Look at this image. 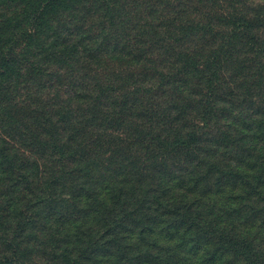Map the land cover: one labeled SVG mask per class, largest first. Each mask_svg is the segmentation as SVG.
<instances>
[{
    "label": "trees",
    "instance_id": "1",
    "mask_svg": "<svg viewBox=\"0 0 264 264\" xmlns=\"http://www.w3.org/2000/svg\"><path fill=\"white\" fill-rule=\"evenodd\" d=\"M0 264H264V0H0Z\"/></svg>",
    "mask_w": 264,
    "mask_h": 264
}]
</instances>
